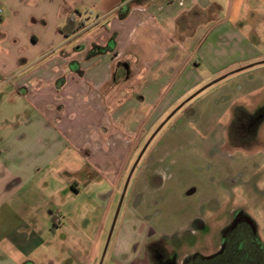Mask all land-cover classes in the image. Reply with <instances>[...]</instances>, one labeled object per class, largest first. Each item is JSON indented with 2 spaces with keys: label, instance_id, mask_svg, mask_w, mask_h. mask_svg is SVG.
<instances>
[{
  "label": "rangeland",
  "instance_id": "1",
  "mask_svg": "<svg viewBox=\"0 0 264 264\" xmlns=\"http://www.w3.org/2000/svg\"><path fill=\"white\" fill-rule=\"evenodd\" d=\"M105 2L79 6L82 17L78 20L84 21L86 28L71 41L77 43L78 48L84 47L83 55L75 57L80 67V59L85 62L93 58L88 55L91 50L107 46L109 39L114 40L115 49L106 54L114 61L115 73L113 80L101 92L108 93V88H117L118 96L127 100L122 106L128 112L124 120L132 131L127 137L132 144H128L129 149L124 154V176L120 181L114 212L102 230V243L97 246L91 264H100L103 259L125 181L152 133L181 102L202 86L249 65L253 66L237 71L202 91L167 121L161 132L172 128L178 133L170 137L172 146L168 155L171 154L172 158L169 157L162 166L166 182L162 186L161 177L151 175V181L147 182L150 189L143 184L136 188L134 183L147 154L158 143L162 133L155 136L128 182L101 264L111 261L130 202L141 203L142 207L148 205L153 224L169 237L179 236L167 242L168 246L174 247L175 254L170 257L177 262L191 254L206 256L215 250L236 211L252 214L264 242V63L257 64L264 61V0H213L212 4L211 0H171L174 2L172 7H161V13L156 6L150 7L147 0ZM191 4H196L197 8L177 17L175 11ZM141 7L147 9L143 12ZM131 13L133 15L128 21L121 20ZM10 14L11 8L0 3V21L10 18ZM15 23L22 30L23 23L16 20ZM202 26L214 36L196 37ZM107 28H111L110 34ZM175 28L176 31H171ZM88 35L95 38L94 42L81 41ZM43 45L37 46L36 51L44 48ZM86 48L89 51H85ZM124 62L130 70L123 73L119 68ZM84 74L81 70L77 76L83 77ZM2 81L0 159L8 160L10 168L21 174L18 186L48 188L46 190L50 193L52 189H71L67 182L69 178L81 180L77 175L80 162L75 153L74 139L88 131L86 126L91 125L90 120L80 117L76 109L66 115L68 110L60 108L59 103L49 102L42 108L34 106L32 102H26L23 95L10 92L6 87L10 80ZM200 98L206 100L207 107L201 106L203 113H199L197 119L190 113ZM131 100H134L133 105ZM121 101L113 103L112 107H117ZM133 111L141 115L139 127L138 122L134 123ZM185 115L190 120L188 126L178 124V119ZM138 130L139 136L134 139L133 135ZM36 153L39 158L33 157ZM50 160L53 163L44 167ZM71 169L76 175L70 173ZM25 171L27 175H23ZM96 183H99L97 190L93 188L95 184L87 186L84 190L89 191H83L76 200L95 190L103 194L99 199L102 203L105 200L106 204V197L112 192L111 183L102 178ZM44 190L40 191L44 193ZM86 242L83 264L93 256L90 250L94 246V235L88 236L83 244ZM161 251L159 248L154 253L158 260V255H163Z\"/></svg>",
  "mask_w": 264,
  "mask_h": 264
},
{
  "label": "crops",
  "instance_id": "2",
  "mask_svg": "<svg viewBox=\"0 0 264 264\" xmlns=\"http://www.w3.org/2000/svg\"><path fill=\"white\" fill-rule=\"evenodd\" d=\"M102 1L107 3V0H0L3 6L11 8V17L0 21V80L3 83L4 80H10L6 86L10 92L23 95L26 102H32L34 106L42 108L43 104L49 102L59 103L60 108L68 110L66 115L76 109L80 117L87 118L91 124L86 126L88 131H84L83 136L79 135L74 139L75 153L80 162L77 165V175L81 180L69 178L67 182L71 189H52L50 193L46 190L48 188L27 189L18 186L21 174L10 168L8 160L0 159V264H83L88 245L87 242L86 245L83 243L88 236L94 235V246L90 250L93 256H89L90 261L86 262L91 264L97 246L102 243V230L105 229L108 217L114 212V204L121 189L124 154L129 149L128 144H132V141L127 140L132 131H129L124 120L128 112L122 106L127 100L118 96V92H115L117 88L112 90L110 87L108 93L101 92L113 80L115 73L114 61L108 54L91 56L93 58L90 57L85 62L80 59L79 67L75 57L83 55L84 47L78 48L79 45L71 41L77 33L69 38L61 33L60 28L67 16L79 9V6L97 5ZM147 2L150 7L156 6L160 13L161 7L169 9L174 3L171 0ZM212 3L213 0L210 4ZM196 8V4H191L185 9H178L175 14L177 17L185 16ZM140 9L144 12L147 8ZM132 13L121 20L128 21ZM199 17L202 18V14ZM15 20L23 23L22 30ZM204 26L196 37L214 36V33L208 34L203 29ZM107 31L110 34L111 28H107ZM94 39L92 35H88L81 41L92 43L91 40ZM222 40L226 41L224 37ZM42 44L44 48L36 51L35 48ZM124 64L127 63L124 62L119 68L123 73L130 70V66L125 67ZM80 69L85 72L83 77L77 76ZM120 99L123 101L117 107H112ZM204 101V98H200L190 115H196L198 119L199 113H203L201 106L207 107ZM133 102L131 100V105ZM131 115L134 123L138 122V127L141 126V115L137 111H133ZM183 117L176 123L188 126L190 120L186 115ZM173 130L163 131L158 143L148 152L134 183L136 188L143 184L150 189L147 182L151 181V175L160 176L162 186L166 182L162 166L171 157V154L168 155L172 146L170 137L178 133ZM139 133V130L134 133V139ZM33 157L39 158L38 153ZM47 162L44 167L53 163L52 160ZM70 173L76 175L73 169ZM23 175H27V171ZM101 178L109 181L112 188L111 194L106 197V204L105 200L102 203L99 199L103 194L95 190L76 200V196L83 191H89L84 190L87 186L95 184L93 188L97 190L99 183L96 181ZM25 182L26 180L23 183ZM43 189L45 194L40 191ZM147 206L142 207L137 202L127 205L109 264H146L150 232H153L154 238L165 234V231L153 224Z\"/></svg>",
  "mask_w": 264,
  "mask_h": 264
},
{
  "label": "flooded vegetation",
  "instance_id": "3",
  "mask_svg": "<svg viewBox=\"0 0 264 264\" xmlns=\"http://www.w3.org/2000/svg\"><path fill=\"white\" fill-rule=\"evenodd\" d=\"M157 135L158 133L155 136ZM260 235L258 223L252 214L243 210L236 211L224 228L221 243L215 250L206 256L191 254L177 262L174 257H170L171 254H175V249L168 246L167 242L179 236L169 237L167 234H162L154 238L153 232H150L146 248V264H264V242ZM159 248L162 249L163 254L158 255L160 261L154 256Z\"/></svg>",
  "mask_w": 264,
  "mask_h": 264
},
{
  "label": "water",
  "instance_id": "4",
  "mask_svg": "<svg viewBox=\"0 0 264 264\" xmlns=\"http://www.w3.org/2000/svg\"><path fill=\"white\" fill-rule=\"evenodd\" d=\"M261 63H264V61H261L257 64H261ZM256 64V65H257ZM253 65H249L245 68H242V69H237V70H234V71H231L230 73L228 74H225V75H222L220 76L219 78L213 80L212 82H210L209 84L205 85V86H202L199 90H197L193 95L189 96L186 100H184L183 102H181L174 111H172L170 113V115L161 123V125L158 127L157 130H155L154 133H152L151 137L149 138V140L147 141V143L145 144L144 148L141 150L140 154L138 155V158L135 162V164L132 166L131 170H130V173L128 175V178H127V181H125V185H124V189H123V193L121 195V198H119V201H118V205H117V209H116V213L114 214V217H113V222H112V226H111V230L109 231V234H108V239H107V244L105 246V249H104V254H103V259L102 261L100 262V264L103 262L104 260V256L106 254V250H107V247L109 246V243H110V240H111V236H112V232L113 230L115 229V225H116V221H117V217H118V214H120V210H121V207H122V203H123V199L125 198V195H126V190H127V187H128V182H130L131 180V176L135 170V167L136 165H138V163L140 162L145 150L148 148V146L150 145L151 141L153 140L154 136L159 133V131L162 129V127L164 126V124L172 117L175 116V114L184 106V104L186 102H189V101H192L196 96H198L202 91H204L205 89L209 88L210 86H213L214 84H216L217 82H219L220 80L222 79H225L227 78L229 75L237 72V71H242V70H245L246 68H249Z\"/></svg>",
  "mask_w": 264,
  "mask_h": 264
},
{
  "label": "trees",
  "instance_id": "5",
  "mask_svg": "<svg viewBox=\"0 0 264 264\" xmlns=\"http://www.w3.org/2000/svg\"><path fill=\"white\" fill-rule=\"evenodd\" d=\"M79 17H82V14L79 9H75L69 16H67L65 23L61 28V33H63L66 37L74 36L82 32L83 29L86 28L85 22H81L78 20ZM115 49V43L113 39L108 40L107 46H98L91 50L88 55L89 57L95 56L101 53L110 52Z\"/></svg>",
  "mask_w": 264,
  "mask_h": 264
}]
</instances>
